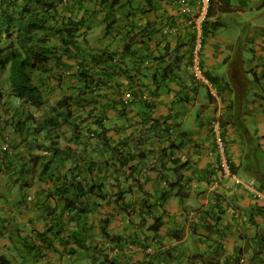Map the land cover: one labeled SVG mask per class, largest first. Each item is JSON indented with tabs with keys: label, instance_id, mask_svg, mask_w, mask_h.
<instances>
[{
	"label": "crops",
	"instance_id": "0c3cea01",
	"mask_svg": "<svg viewBox=\"0 0 264 264\" xmlns=\"http://www.w3.org/2000/svg\"><path fill=\"white\" fill-rule=\"evenodd\" d=\"M138 5L117 10L110 34L107 22L96 19L85 42L90 52L104 46L121 51L130 26L156 23L152 39L136 43L138 54L108 64L112 84L95 95L91 109L104 118L111 141L126 144L135 158L124 167L90 172V182L106 184L85 198L88 247L76 252L67 238L77 225L68 212L59 215L65 200L50 197L58 207L52 217L35 201L56 186L52 176L37 185L35 200L28 191L26 203L0 204L8 219L0 255L10 264H264V0H211L207 30L204 23L187 24L178 0H161L135 14ZM248 12L258 19L250 20L245 38L236 26L229 36L221 32L224 14ZM201 34L200 61L212 84L194 68ZM64 61L70 65L62 77L67 90L79 85L80 65L75 58ZM59 82L52 75L47 85ZM59 96L56 91L52 98ZM139 154L145 158L131 174L126 167L136 165ZM225 158L232 175L222 171ZM59 168L65 170L54 166L51 173ZM52 224L54 231H48Z\"/></svg>",
	"mask_w": 264,
	"mask_h": 264
},
{
	"label": "trees",
	"instance_id": "16d2710c",
	"mask_svg": "<svg viewBox=\"0 0 264 264\" xmlns=\"http://www.w3.org/2000/svg\"><path fill=\"white\" fill-rule=\"evenodd\" d=\"M137 1L138 7L132 10L135 14L143 13L146 7L153 9L161 0H0V204L8 197L2 190L3 174L8 178L9 189L13 185L21 194L17 204L27 202L25 189L37 187L52 176L56 186L36 204L44 205V211L52 217L58 207L49 202L50 197L65 200L59 215L68 212L70 222L78 221L67 238V245L74 243L71 252L88 247V225L81 222L90 211L85 198L106 184L104 180L90 182V172L99 166L124 167L135 158L126 152V144L111 141L104 118L91 110L95 95L106 93L101 89L112 84L109 79L115 73L109 72L108 64L118 56L138 54L136 43L152 39L158 28L150 21L130 26L121 51L104 46L90 52L85 42L96 19L101 17L107 22L110 34L118 24L117 10ZM119 30L122 31L116 28L118 34ZM64 57L78 59L80 65L75 74L79 85H69L67 90L62 87V77L70 65ZM54 70L57 75L51 73ZM52 75L61 82L48 86ZM56 91L60 96L53 99ZM144 158L139 154V162L128 166L131 174H135ZM54 166L65 170L59 168L51 173ZM98 195L107 198V193ZM123 196L124 193L119 194L116 200ZM1 211L0 208V236H4L8 219L2 217ZM53 226L48 231H54ZM62 228L56 232H62ZM15 240L11 242L14 244ZM42 241L46 243V238ZM29 246L35 245L29 242ZM10 263L7 256L0 255V264Z\"/></svg>",
	"mask_w": 264,
	"mask_h": 264
},
{
	"label": "built area",
	"instance_id": "2783aa9c",
	"mask_svg": "<svg viewBox=\"0 0 264 264\" xmlns=\"http://www.w3.org/2000/svg\"><path fill=\"white\" fill-rule=\"evenodd\" d=\"M178 1L181 3L183 11L188 14V17L186 18L187 24L190 26L193 25V26H197L200 28V24L203 23L208 16L209 5H210L211 0H178ZM196 3L198 4L197 11L195 10V7H194ZM202 42H203V37L201 34L197 36V40L195 42L196 46L193 51L194 61H195L194 68L196 69V75L200 79H203L205 82L212 84L209 81V78L205 76L202 65H201V61H200V50L202 47ZM214 129L216 132L220 133V136H221V130L218 124H216ZM219 139L221 143H223V139L221 137H219ZM221 166H222V171L225 174H229V175L233 174V170H232L231 164L228 159L226 158L223 159ZM254 183H255L254 180H252L251 185Z\"/></svg>",
	"mask_w": 264,
	"mask_h": 264
},
{
	"label": "rangeland",
	"instance_id": "374dc122",
	"mask_svg": "<svg viewBox=\"0 0 264 264\" xmlns=\"http://www.w3.org/2000/svg\"><path fill=\"white\" fill-rule=\"evenodd\" d=\"M256 10V9H255ZM251 11H253L251 9ZM251 19H258L257 18V15L253 14V12H248V15H237V14H232L231 15H228V14H224L223 17H222V21L225 23L222 28H221V32H224L225 35L229 36V33L231 32L232 33V30L234 29L233 27H235V30L236 31H243L244 33V38L248 35V30H249V26L252 25L251 23ZM96 22V21H95ZM100 30V28H99ZM235 31V32H236ZM240 36H238L239 38ZM5 75V73H4ZM3 77V76H2ZM3 81V80H2ZM3 109H6V107H3ZM12 138V137H11ZM126 169L128 171L131 172L130 168L129 167H126ZM120 176L123 178V174L120 172ZM3 177V186H2V190L4 192H6L8 194V197L7 199L5 198L3 200V203L4 204H8V207H10L11 205V202L14 204V203H17V201L19 200V197L21 196V194L18 192V190L15 188V186L12 185V189H9L11 186L10 185H6V181L8 182V178L6 176V174H3L2 175ZM38 182H36L35 184H37ZM28 189V188H27ZM25 189L24 191L28 192L29 191V198L30 200H35V194H37L38 192L36 191V186H32L30 187L28 190ZM31 191H34V194L31 192ZM37 201V199L35 200ZM1 203V205L3 204ZM83 221V219L81 220V222ZM76 225H78V221L74 220L73 221ZM80 229V228H79ZM77 249H80V248H77Z\"/></svg>",
	"mask_w": 264,
	"mask_h": 264
},
{
	"label": "clouds",
	"instance_id": "9594fccd",
	"mask_svg": "<svg viewBox=\"0 0 264 264\" xmlns=\"http://www.w3.org/2000/svg\"><path fill=\"white\" fill-rule=\"evenodd\" d=\"M210 6H211V1H210V5H209V11H210ZM208 15H209V12H208ZM208 17V16H207ZM207 18L205 19V21L203 22L204 25H205V22H206Z\"/></svg>",
	"mask_w": 264,
	"mask_h": 264
}]
</instances>
